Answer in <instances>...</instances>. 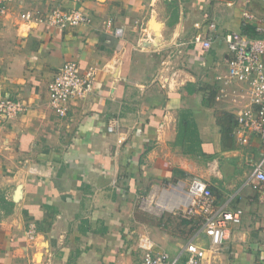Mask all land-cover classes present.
Segmentation results:
<instances>
[{
	"label": "crops",
	"instance_id": "1",
	"mask_svg": "<svg viewBox=\"0 0 264 264\" xmlns=\"http://www.w3.org/2000/svg\"><path fill=\"white\" fill-rule=\"evenodd\" d=\"M55 8H78L91 23L59 30L20 19ZM232 33L264 38V3L14 0L0 15V98H19L29 110L0 119V264H136L133 244L127 246L130 224L148 186L184 181L192 171L189 155L237 158L251 147L257 162L264 153L255 137L223 149L216 111L235 110L217 108L218 97L206 94H215L208 85L224 70L225 37ZM197 36L211 39L209 51L193 43ZM69 61L95 69L94 91L59 118L48 105L47 85ZM115 117L122 145L106 131ZM218 174H202L215 206L243 210L219 252L208 250L195 219V235L182 245L168 235L149 237L167 253L177 250L172 259L193 241L205 249L206 264H264V203L251 173L232 193ZM31 224L34 242L26 237Z\"/></svg>",
	"mask_w": 264,
	"mask_h": 264
},
{
	"label": "built area",
	"instance_id": "2",
	"mask_svg": "<svg viewBox=\"0 0 264 264\" xmlns=\"http://www.w3.org/2000/svg\"><path fill=\"white\" fill-rule=\"evenodd\" d=\"M14 0H0V15L8 14L10 4ZM263 2L264 0H256ZM20 19L26 23L46 25L59 30L71 27L85 26L91 23V18L78 8L63 11L58 8L45 13L25 12ZM107 27L111 20L105 22ZM214 29V24H209ZM261 31L260 27L257 28ZM114 34L121 35V29H115ZM193 43L198 44L202 51L211 49L210 38L197 36ZM228 58L224 70L218 71L216 80L224 84L234 83L240 86V97L243 100L234 111L235 126L232 137L239 147L247 146L251 137L258 139L264 147V38H251L242 33H232L225 37ZM96 71L93 68L80 69L74 62L64 63L47 85L48 105L59 118H67L71 105L88 98L94 91ZM29 110V106L21 99L0 98V119L3 121L17 119ZM106 131L118 136L117 144L122 145L126 137L121 131L118 117L109 120ZM253 183L252 189L260 194L259 200L264 203V154L250 164ZM181 189L178 196H183V202H178V210L200 222V233L208 238V250L217 253L221 250L227 236L229 226L241 223L243 210L237 208L227 211L216 207L210 187L201 179L194 178L188 188L178 183ZM175 187V188H176ZM34 225H29L26 237L34 241L37 237ZM133 249L138 255L136 264H206L205 249L195 242H188L182 249L183 257L171 259L167 252L159 249L146 234H139L133 243Z\"/></svg>",
	"mask_w": 264,
	"mask_h": 264
},
{
	"label": "rangeland",
	"instance_id": "3",
	"mask_svg": "<svg viewBox=\"0 0 264 264\" xmlns=\"http://www.w3.org/2000/svg\"><path fill=\"white\" fill-rule=\"evenodd\" d=\"M219 82L220 84L213 79V84H211L212 86L210 84L208 85L211 89H214V96L218 97V99L214 100V102L212 101V104H215V101H217L215 104L217 108L218 105L220 108L226 105L227 107L235 110V108L243 101L240 97V86L234 83L224 84L221 81ZM208 93L209 91L206 92V94ZM219 110L220 109L216 112H221V110ZM241 150L243 157L238 156L237 158L218 157L216 160H213V158L204 159L203 157L202 159H198L192 155L187 156L189 162L191 163L192 171L191 174L185 177L184 181L180 184L186 190L192 179L199 177L198 179L201 178L203 181V177H208L202 176L204 173L209 174L211 178L215 177L216 179L219 176L218 173L220 172L222 182L228 183L229 181V184L231 185V188L228 191H230V193L235 192L237 187L243 184L249 177L252 171L250 164H253L257 158L253 148L244 147ZM261 151L264 153V147H261ZM244 153L249 154L247 162L244 160ZM231 159H233V162L230 161ZM237 162H239V164ZM234 170L239 173V180L233 177V175H235ZM227 178L230 180H226ZM177 184L178 181L175 179L171 183H162V185L160 184L158 187L154 186L151 189L148 188V186L146 191L141 192L140 197H138L135 202V218H132L130 224V244L127 246L132 245L134 239L141 233H144L151 238L155 234L168 235L171 238V241H173L176 245L184 244L191 236L195 235L197 228V221L195 220L197 219L194 220V218L188 217L184 211L178 210L176 207L169 209H160L159 207H156L159 199H170V196L164 197L163 193H168L171 190L176 189L175 187ZM160 249L162 248L160 247ZM168 253L170 254H168L169 257L172 259V257L176 256L177 250Z\"/></svg>",
	"mask_w": 264,
	"mask_h": 264
},
{
	"label": "trees",
	"instance_id": "4",
	"mask_svg": "<svg viewBox=\"0 0 264 264\" xmlns=\"http://www.w3.org/2000/svg\"><path fill=\"white\" fill-rule=\"evenodd\" d=\"M256 38V36H254ZM210 94V100H212V98H214V93L213 91L209 92ZM212 94V95H211ZM213 96V97H212ZM217 125L220 127V132H221V145L223 147V149L228 150L231 149L233 147V142L234 139L232 137V130L235 126V119H234V115L230 112H220L217 117Z\"/></svg>",
	"mask_w": 264,
	"mask_h": 264
},
{
	"label": "bare ground",
	"instance_id": "5",
	"mask_svg": "<svg viewBox=\"0 0 264 264\" xmlns=\"http://www.w3.org/2000/svg\"><path fill=\"white\" fill-rule=\"evenodd\" d=\"M178 192L181 193V189L176 187V189L171 190L168 193H163L164 197L165 196H170V199L166 200L165 198L159 199L158 203L156 204V207H159L160 209H169V208H173L174 206H176L178 204V202H183L184 201V197L178 196ZM173 196H172V195ZM182 194V193H181Z\"/></svg>",
	"mask_w": 264,
	"mask_h": 264
}]
</instances>
